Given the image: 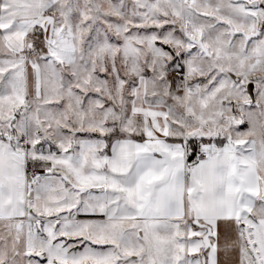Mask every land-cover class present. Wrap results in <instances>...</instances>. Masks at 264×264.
<instances>
[{
	"label": "rangeland",
	"instance_id": "rangeland-1",
	"mask_svg": "<svg viewBox=\"0 0 264 264\" xmlns=\"http://www.w3.org/2000/svg\"><path fill=\"white\" fill-rule=\"evenodd\" d=\"M48 15L44 41L39 21L0 12V137L28 155L34 208L0 218V264H132L139 242L97 216L109 144L140 125L139 77L207 155L238 151L256 166L260 193L240 237L252 231L251 255L264 258V0H58Z\"/></svg>",
	"mask_w": 264,
	"mask_h": 264
},
{
	"label": "crops",
	"instance_id": "crops-1",
	"mask_svg": "<svg viewBox=\"0 0 264 264\" xmlns=\"http://www.w3.org/2000/svg\"><path fill=\"white\" fill-rule=\"evenodd\" d=\"M57 1L3 0L0 12L10 23L39 21L47 41L54 27L48 11ZM133 40L127 42L131 47ZM75 54L71 59L76 60ZM152 93L147 80L139 77L131 95V117L140 125L114 136L103 157L98 193L104 206L97 219L115 223L124 241L139 242L132 264H244L246 256L245 264H264L262 253L251 255L257 236L250 231L248 242L240 237L260 193L256 166L226 149L211 150L190 165L189 140H196V150L203 142L185 116H172L170 102L148 101ZM28 160L21 146L0 137V218L18 220L34 212L27 202ZM197 227L202 231L197 233ZM133 228L139 238L129 237Z\"/></svg>",
	"mask_w": 264,
	"mask_h": 264
},
{
	"label": "trees",
	"instance_id": "trees-1",
	"mask_svg": "<svg viewBox=\"0 0 264 264\" xmlns=\"http://www.w3.org/2000/svg\"><path fill=\"white\" fill-rule=\"evenodd\" d=\"M195 152H196V143L194 140H189L187 160L190 165H191V162L193 161V156Z\"/></svg>",
	"mask_w": 264,
	"mask_h": 264
},
{
	"label": "built area",
	"instance_id": "built-area-1",
	"mask_svg": "<svg viewBox=\"0 0 264 264\" xmlns=\"http://www.w3.org/2000/svg\"><path fill=\"white\" fill-rule=\"evenodd\" d=\"M178 75H182V72H179ZM207 156V151L204 150L203 148L201 149H197L194 156H193V161L194 160H199V159H203Z\"/></svg>",
	"mask_w": 264,
	"mask_h": 264
}]
</instances>
